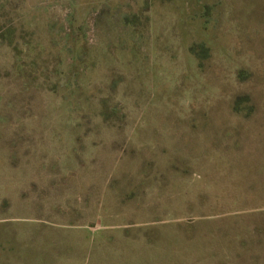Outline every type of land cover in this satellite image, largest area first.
Listing matches in <instances>:
<instances>
[{
  "label": "rangeland",
  "instance_id": "1",
  "mask_svg": "<svg viewBox=\"0 0 264 264\" xmlns=\"http://www.w3.org/2000/svg\"><path fill=\"white\" fill-rule=\"evenodd\" d=\"M0 264H264V0H0Z\"/></svg>",
  "mask_w": 264,
  "mask_h": 264
}]
</instances>
